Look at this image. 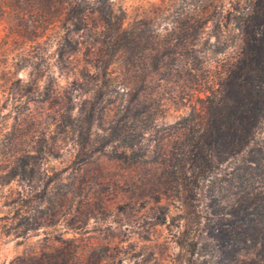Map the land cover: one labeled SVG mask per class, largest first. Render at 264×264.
Here are the masks:
<instances>
[{
  "label": "rangeland",
  "instance_id": "rangeland-1",
  "mask_svg": "<svg viewBox=\"0 0 264 264\" xmlns=\"http://www.w3.org/2000/svg\"><path fill=\"white\" fill-rule=\"evenodd\" d=\"M4 1L0 264L67 248L72 264H191L190 223L204 206L162 198L160 181L191 175L187 162L165 167L180 142L188 150L177 122L237 58L240 20L258 0H114L126 25L149 22L146 35L157 38L131 53L82 49L64 61L55 33L17 35ZM190 19L195 29L181 24ZM194 229L203 240L202 224Z\"/></svg>",
  "mask_w": 264,
  "mask_h": 264
},
{
  "label": "trees",
  "instance_id": "trees-1",
  "mask_svg": "<svg viewBox=\"0 0 264 264\" xmlns=\"http://www.w3.org/2000/svg\"><path fill=\"white\" fill-rule=\"evenodd\" d=\"M3 3L16 11L11 20L17 35L41 37L55 33L61 61L82 49L131 53L147 38H157L146 35L149 22L139 20L126 25L127 11L114 0ZM28 13L36 18L26 20ZM184 23L188 28L196 27L191 19ZM194 29L190 37L197 38ZM238 29L242 45L237 58L218 76L217 87L207 89L205 97L199 98L200 107H194L177 122L178 139L185 138L188 150L184 152L180 142L172 153L174 162H165V167L182 168L187 162L191 175L185 176L186 180L178 177L160 181L164 187L162 198H176L182 207L193 206V201L204 206L194 211L190 223L187 244L191 264H264V0L255 2L253 13L242 17ZM20 160L16 166L24 168ZM19 175L22 173H15ZM153 199L159 202L161 198ZM197 224L203 227L200 241L196 238L201 234L194 229ZM180 225H176L175 232L179 240L185 236ZM72 262V251L67 248L57 249L47 258L36 260L32 256L23 264Z\"/></svg>",
  "mask_w": 264,
  "mask_h": 264
}]
</instances>
